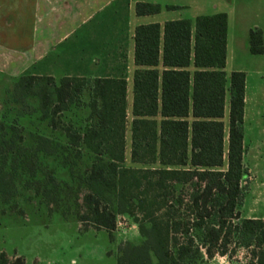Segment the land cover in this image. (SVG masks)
<instances>
[{
	"label": "trees",
	"instance_id": "16d2710c",
	"mask_svg": "<svg viewBox=\"0 0 264 264\" xmlns=\"http://www.w3.org/2000/svg\"><path fill=\"white\" fill-rule=\"evenodd\" d=\"M160 9L155 3L136 4L138 15ZM227 29L224 12L200 15L194 22L168 20L163 28L159 23L136 27L135 63L144 68L133 78L130 159L140 167L124 165L125 78L25 74L16 81L18 102L35 98L40 119L65 136L77 157L82 149L92 157L90 168L79 175L87 190L86 212L70 218L112 237L119 214L135 217L142 241L121 243L117 264H209L238 247L250 250L254 264H264V219L241 215L248 173L243 161L246 73L228 76L225 70ZM250 50L264 53L261 30L250 31ZM83 105L89 110L85 127L62 120L65 111ZM35 139L37 159L58 153L52 137L38 134ZM0 142L7 144L4 134ZM2 159L0 196L8 203L14 181L5 170L6 157ZM69 173H74L72 167ZM50 179L45 195L58 202L52 192L60 184L55 175ZM60 213L69 218L65 209ZM0 264L25 260L11 259L0 249Z\"/></svg>",
	"mask_w": 264,
	"mask_h": 264
},
{
	"label": "crops",
	"instance_id": "0c3cea01",
	"mask_svg": "<svg viewBox=\"0 0 264 264\" xmlns=\"http://www.w3.org/2000/svg\"><path fill=\"white\" fill-rule=\"evenodd\" d=\"M160 6L138 15L136 4ZM189 13L188 17L183 12ZM224 12L228 16V76L246 73L244 165L247 190L241 215L264 219V89L251 90L252 74L264 72V53L250 50V31L261 30L264 41V0H0V75H47L127 80V100L134 73L135 29L138 25L189 19ZM162 44V43H161ZM162 70V63L158 67ZM256 85L258 83H255ZM229 100L225 116L228 148ZM16 256H21L15 254ZM25 264H36L21 256Z\"/></svg>",
	"mask_w": 264,
	"mask_h": 264
},
{
	"label": "rangeland",
	"instance_id": "374dc122",
	"mask_svg": "<svg viewBox=\"0 0 264 264\" xmlns=\"http://www.w3.org/2000/svg\"><path fill=\"white\" fill-rule=\"evenodd\" d=\"M188 15L183 12L184 17ZM252 75L258 80H251V90L260 85L264 89V72ZM20 76L0 75V135L4 134L8 141L7 144L0 142L3 149L0 152V165L3 156L6 157L5 170L14 181L11 200L5 203L0 196V249L10 257L19 254L36 261V264H117L121 243L142 241L135 217L119 214L112 237L104 229L85 227L76 217L70 218L75 212H86L84 195L87 190L81 186L79 175L90 168L92 157L86 149H82L77 157L76 149L69 147L65 136L59 130L52 129L47 120L40 119L35 111L38 106L35 98L18 102L15 85ZM130 87L124 165L140 167L142 165L134 164L130 159L132 83ZM87 99V95L83 96V101ZM61 116L65 123L85 127L89 110L84 105L72 106ZM226 118L228 121V116ZM1 125L4 127L1 128ZM38 134L53 138L57 157L36 158L35 136ZM69 167L73 168L72 175ZM53 175L60 184L56 192H52L58 197V202L45 195L46 188L52 184L50 178ZM64 209L68 211L69 218L60 213ZM235 250L230 255L215 256L209 264H254L249 249L238 247Z\"/></svg>",
	"mask_w": 264,
	"mask_h": 264
}]
</instances>
